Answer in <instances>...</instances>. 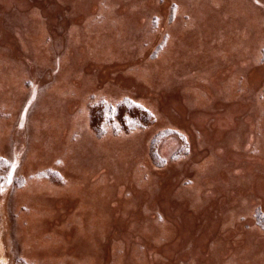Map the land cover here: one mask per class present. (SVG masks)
Returning <instances> with one entry per match:
<instances>
[{"label":"rangeland","instance_id":"1","mask_svg":"<svg viewBox=\"0 0 264 264\" xmlns=\"http://www.w3.org/2000/svg\"><path fill=\"white\" fill-rule=\"evenodd\" d=\"M22 1L26 13L0 9V264H264V0H97L76 24L84 0ZM34 8L50 20L42 40L29 33ZM182 17L205 18L213 41L176 49L187 44L174 32ZM86 25L116 37L128 27L126 46L141 50L105 38L88 54L97 39ZM56 33L65 40L47 51ZM252 88L261 103L246 100ZM122 101L150 122L122 131L96 118L98 103ZM229 111L241 115L225 129ZM80 148L93 173L81 174Z\"/></svg>","mask_w":264,"mask_h":264},{"label":"bare ground","instance_id":"2","mask_svg":"<svg viewBox=\"0 0 264 264\" xmlns=\"http://www.w3.org/2000/svg\"><path fill=\"white\" fill-rule=\"evenodd\" d=\"M58 1H61V0H58ZM96 1L97 0H84V2H82V3H74L72 5V7L77 12H75L76 13V15H75L76 17L75 16L69 17V19H71V21H72L71 23L72 24L78 23L77 21H78L80 15H84V18L88 20L90 18L91 14L94 12V10H95V12L97 11V9H95V2ZM22 2H24V1H22V0H0V9L2 11H7L11 7L12 8L15 7L19 11H23L24 13H26L27 10H28V8L31 5H26V4L24 5V3H22ZM89 4H91V5H89ZM36 5L37 4H34V6H36ZM61 5H63V3ZM98 5L100 6V3H98ZM247 8H249V7H243L240 10H238V12L246 16V10L245 9H247ZM99 9H101V6H100ZM33 11L34 12H31V10H30L29 16H28V20H30V22L32 24V28H30L29 33L35 34V38L36 39L42 40L45 37V34H44L45 33L44 32L45 30H44V28H47V25L50 22V20L49 19L48 20H44L43 11H39L36 8H34ZM186 11L187 12H191V9L187 7L186 8ZM186 11H185V13H186ZM116 13L117 12H112V11L110 12L109 11V14L108 15L111 18H114V16H117ZM144 13H145V11H144ZM144 13L141 12V14L137 13L135 15V17L137 16V20L135 22H137V23H135V26L134 27L139 28L142 24H144V22H143V19L145 17ZM247 14L248 15H251V13H249V12H247ZM252 14L255 16L256 19L260 18L259 12H256V14H255V12H253ZM127 17H125V18L126 19H129V15H127ZM133 19H135V18H133ZM131 20H132V18L129 19L130 22H131ZM205 20H206L205 18H199V19H196L195 21H193V20L186 21L183 17L180 18L179 21L175 25L174 32H177L175 34L177 36L181 37L182 40L184 42H186L187 44L186 45H179V46L176 47V49H179L180 48L182 50H186L187 51L188 49L192 48L193 50H195L194 48H196V47H194V46H195L196 42L198 41L197 39H199V44H198L199 47H202L203 48V47H206L207 45H209V41L210 42L213 41L212 37H214V33L216 32V27H214V28H212V26L208 27L207 24L205 23ZM214 21H217V19H215ZM233 21H235V20H233ZM229 24L230 23L228 21V25ZM85 27H87V30H85V33L94 32L96 34V37L95 38L97 39L96 41H91L90 43H88L89 49L90 48L92 49L91 52H87L86 51L88 54L89 53L97 54L96 51L93 50V46L95 45L94 48H97V45L95 43L96 42H100L99 39L112 38V40H115V42L118 41V43H117L118 45H117V47H115L118 50L119 48H121V46H126V42H128L129 36L131 37L130 29L128 27H126V30L127 31L124 32L123 35H121V37H116V35H115L116 30L115 29H112V28L105 30L102 26H94V27L89 26L88 27L86 25ZM204 27H206V28L203 29ZM54 29L56 30V28H54ZM200 30L203 32V34H201V31ZM226 31L229 32V29H227ZM74 32H75V35L76 36L73 35V37L84 38V39L87 40V38H85L83 36V31H79L78 30L77 32L76 31H74ZM6 33H8V32H6ZM63 33H64V31H63ZM63 33H59V34L56 33L55 37L57 38V42L56 43L54 42V44L53 43L47 44L46 47H45L47 51L50 48H52L53 51L55 50V48L57 47V45L60 44L63 41V39H64V38L62 39V36H61V35H63ZM86 40H85V42H86ZM108 41L109 40H104L106 46L103 45V47H104L103 49H105V50H107L108 48H109V50L113 49L111 47H107L108 46L107 45V42ZM82 47H83L82 45H78V47H76L75 50L73 49L72 52H76L77 55H79V53H80L81 56H84L85 55V53H84L85 50H83ZM126 48H127V51H132V52H136V53L141 50V48H139V47H137V48H131V45L130 44H129V47L126 46ZM117 50H113V52H116ZM206 50L211 51L210 48H208ZM199 54L201 56H204L206 54V52H199ZM37 55L43 56V51L39 52V54H36V53L34 54V56H37ZM120 55H122V54H120ZM200 55H197L196 59H199ZM126 61L124 62V65L126 64ZM160 62H161V60H158L157 62L156 61H150L148 65H151V64L152 65H156V64H159ZM244 63H251V61L250 60H246ZM244 63L239 62V66L240 67H245V64ZM185 67H186V65H185ZM145 70L147 71L146 74H148V75H150L153 72L149 68H146ZM232 70H233V68H232ZM69 71L70 70L66 69L61 74L62 77L68 76ZM231 84H232L231 82L227 83L225 85V90L228 89V93L234 94V89H235V93H236V89H238V88H237V85H235V88L230 87ZM63 87L66 88L65 91H68L69 87H67V85H64ZM243 94L245 95L246 100H248V102L251 103V104H256L257 102H260L256 98L257 96L255 94V88H252L251 90L248 89ZM254 101H256V103ZM227 103H229V102H227ZM237 115H241V113L238 114V111H237V113L231 114L230 111H229V113L227 114V117L229 118V122L227 123V121L225 120V129L228 128L229 123H232V121H234L232 118L233 117H237ZM0 121H4V120H0ZM232 127H234V124H231L230 125V128H232ZM243 129L245 131H247V130L250 131V133L253 132L254 129H255V124H254L253 120H249L248 123H247V125H244ZM71 130L72 129H69V133H70ZM142 134L144 135L146 133L143 132ZM198 136H199V143H201L203 141L202 140L203 139V136H202V134H200ZM249 142H251V141H248L247 140L245 142V144H244V147H245L244 148L245 156H247ZM33 146H36V144L33 143ZM65 147L66 146H63V149ZM85 150L87 151V148L86 149L80 148L79 151H81V152H79V153H77L75 155L76 158L79 159V164H80V168H81V174H83V175L86 174V170H90L88 172L89 174L90 173H93L94 170H95V168H97V166H98V165L96 166V164H94V163L93 164H83L82 163V162H85V160H86V159H83L82 160V157L84 155H87L88 154V151L86 152ZM74 153H72L70 155V157L74 158ZM255 158H256L255 161L257 163H260V164H262L264 166V152L261 153V154H259V155H257ZM215 161H218V160H215ZM55 189H58V188H55ZM61 190H62V188L59 190V192ZM28 192H29V190L24 189L21 192L22 197L23 198H26L29 195ZM55 201L57 202V200H55ZM30 202H31V200H30ZM33 216H34V212L33 213L30 212L28 214H24L22 218L23 219H25V218L32 219ZM32 229H33L32 228V224H28L27 226H23V227L21 226L20 227L21 235H24V232H28L29 233ZM27 238H28V241L29 242L32 240L31 235L27 236Z\"/></svg>","mask_w":264,"mask_h":264},{"label":"trees","instance_id":"3","mask_svg":"<svg viewBox=\"0 0 264 264\" xmlns=\"http://www.w3.org/2000/svg\"><path fill=\"white\" fill-rule=\"evenodd\" d=\"M97 108L98 116H96V118H98V120L107 117V119H105L108 123L116 121L119 125V130L122 131H130L138 126H143L150 122L151 119L150 114L147 111L138 108L129 101H122L116 104V106H109L106 103L104 104V102H100L97 104L96 109ZM170 133L171 132H162L161 134H164L165 137Z\"/></svg>","mask_w":264,"mask_h":264}]
</instances>
